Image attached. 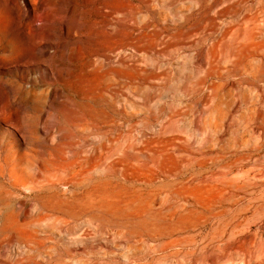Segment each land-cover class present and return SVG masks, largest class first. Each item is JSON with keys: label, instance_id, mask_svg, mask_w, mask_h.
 Listing matches in <instances>:
<instances>
[{"label": "rangeland", "instance_id": "rangeland-1", "mask_svg": "<svg viewBox=\"0 0 264 264\" xmlns=\"http://www.w3.org/2000/svg\"><path fill=\"white\" fill-rule=\"evenodd\" d=\"M0 264H264V0H0Z\"/></svg>", "mask_w": 264, "mask_h": 264}]
</instances>
